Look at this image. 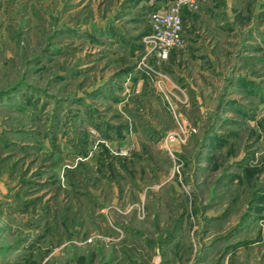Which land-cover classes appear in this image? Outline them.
Listing matches in <instances>:
<instances>
[{
  "label": "rangeland",
  "instance_id": "obj_1",
  "mask_svg": "<svg viewBox=\"0 0 264 264\" xmlns=\"http://www.w3.org/2000/svg\"><path fill=\"white\" fill-rule=\"evenodd\" d=\"M191 1L0 0V264H264V0Z\"/></svg>",
  "mask_w": 264,
  "mask_h": 264
},
{
  "label": "built area",
  "instance_id": "obj_2",
  "mask_svg": "<svg viewBox=\"0 0 264 264\" xmlns=\"http://www.w3.org/2000/svg\"><path fill=\"white\" fill-rule=\"evenodd\" d=\"M181 3L192 9L191 0H177L163 9L149 13L150 33L146 39L153 43L158 57L164 59L173 48L183 45Z\"/></svg>",
  "mask_w": 264,
  "mask_h": 264
},
{
  "label": "crops",
  "instance_id": "obj_3",
  "mask_svg": "<svg viewBox=\"0 0 264 264\" xmlns=\"http://www.w3.org/2000/svg\"><path fill=\"white\" fill-rule=\"evenodd\" d=\"M142 2L144 1H147V3L152 7V11L153 10H158V9H163L167 4V2L169 1H167L166 2V0H141ZM186 7L184 6V5H182V7H181V11H183L184 9H185ZM45 240H47V239H45ZM107 240H110V239H107ZM113 240V239H112ZM69 241H66V242H61L62 244H61V247H62V245L63 244H65V243H68ZM112 245V241H110V242H108L107 243V246H109V245ZM56 249V248H55ZM54 249V251H51L49 254H46L45 256H44V258H43V261H45V260H47L48 258H49V256H58L59 254L61 255V256H63V253L61 252V253H58L56 250ZM62 249V248H61ZM18 250H20V249H18ZM119 256V255H118ZM117 256V260H119L120 258ZM127 259V258H126ZM68 264H78L77 262H75V260L74 261H72V262H69Z\"/></svg>",
  "mask_w": 264,
  "mask_h": 264
}]
</instances>
